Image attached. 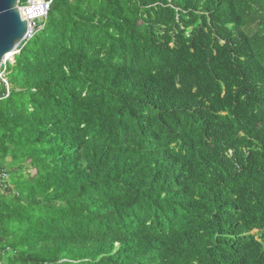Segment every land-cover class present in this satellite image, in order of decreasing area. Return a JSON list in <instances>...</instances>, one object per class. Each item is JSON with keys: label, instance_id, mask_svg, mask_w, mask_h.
Listing matches in <instances>:
<instances>
[{"label": "trees", "instance_id": "1", "mask_svg": "<svg viewBox=\"0 0 264 264\" xmlns=\"http://www.w3.org/2000/svg\"><path fill=\"white\" fill-rule=\"evenodd\" d=\"M5 79L6 264H264V0H53Z\"/></svg>", "mask_w": 264, "mask_h": 264}, {"label": "water", "instance_id": "2", "mask_svg": "<svg viewBox=\"0 0 264 264\" xmlns=\"http://www.w3.org/2000/svg\"><path fill=\"white\" fill-rule=\"evenodd\" d=\"M19 0H0V67L24 42L28 23Z\"/></svg>", "mask_w": 264, "mask_h": 264}, {"label": "built area", "instance_id": "3", "mask_svg": "<svg viewBox=\"0 0 264 264\" xmlns=\"http://www.w3.org/2000/svg\"><path fill=\"white\" fill-rule=\"evenodd\" d=\"M53 0L46 2L44 0H29L25 5L19 4V9L23 10L24 16L28 23V32L25 38V42L32 40L39 32L43 31L48 14L50 11L51 3ZM7 69L6 61L2 63L0 67V88H5L6 95L8 98L10 95V86L5 79V73ZM1 256V254H0ZM0 264L1 258H0Z\"/></svg>", "mask_w": 264, "mask_h": 264}, {"label": "clouds", "instance_id": "4", "mask_svg": "<svg viewBox=\"0 0 264 264\" xmlns=\"http://www.w3.org/2000/svg\"><path fill=\"white\" fill-rule=\"evenodd\" d=\"M23 43H27V42H25V40H24V42H23ZM23 43H22V44H23ZM22 44H21V45H22ZM21 45H20V46H21ZM17 53H18V49H17V51H16L15 55H16ZM3 62H5V61H3ZM6 63H8V61H7V60H6ZM1 66H2V65H1ZM1 262H2V260H1ZM2 264H3V262H2Z\"/></svg>", "mask_w": 264, "mask_h": 264}, {"label": "rangeland", "instance_id": "5", "mask_svg": "<svg viewBox=\"0 0 264 264\" xmlns=\"http://www.w3.org/2000/svg\"><path fill=\"white\" fill-rule=\"evenodd\" d=\"M13 56L11 58H9L8 62H10L12 60ZM2 262H3V264H6V262L4 261V258L2 259Z\"/></svg>", "mask_w": 264, "mask_h": 264}, {"label": "bare ground", "instance_id": "6", "mask_svg": "<svg viewBox=\"0 0 264 264\" xmlns=\"http://www.w3.org/2000/svg\"><path fill=\"white\" fill-rule=\"evenodd\" d=\"M10 57H11V56H8V58H7L6 60L8 61Z\"/></svg>", "mask_w": 264, "mask_h": 264}]
</instances>
